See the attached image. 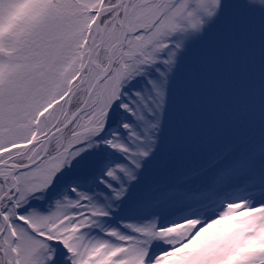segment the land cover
I'll use <instances>...</instances> for the list:
<instances>
[{
	"label": "snow or ice",
	"instance_id": "snow-or-ice-1",
	"mask_svg": "<svg viewBox=\"0 0 264 264\" xmlns=\"http://www.w3.org/2000/svg\"><path fill=\"white\" fill-rule=\"evenodd\" d=\"M0 264H264V0H0Z\"/></svg>",
	"mask_w": 264,
	"mask_h": 264
}]
</instances>
